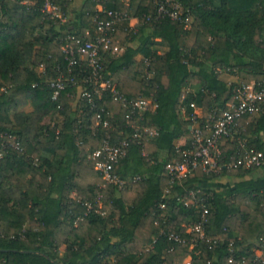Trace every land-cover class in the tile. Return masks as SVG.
I'll return each instance as SVG.
<instances>
[{
    "label": "trees",
    "instance_id": "16d2710c",
    "mask_svg": "<svg viewBox=\"0 0 264 264\" xmlns=\"http://www.w3.org/2000/svg\"><path fill=\"white\" fill-rule=\"evenodd\" d=\"M43 1L0 0V264H184L187 258L189 264H228L230 257L264 264L254 253L264 237V168L232 166L236 139L220 142L218 173L198 168L169 186L165 170L178 159L177 143L191 136V105L206 119L226 109L237 84L264 82V0H174L187 27L168 17L147 21L155 0H85L75 26L45 16ZM71 1L51 0L63 16ZM98 6L123 17L112 41L135 43L120 55L103 54L104 77L114 80L121 98L156 105L129 123L110 93L94 100L96 109L78 98L80 88L90 89L84 62L66 74L76 83L57 99L48 86L67 72L63 39L94 37V17L105 19ZM223 75L238 82L227 84ZM238 126L239 138L264 157V106ZM104 140H128L125 156L113 165L126 182L122 188L104 186L98 160L90 158ZM253 170L260 176L247 180ZM219 178L237 181L220 189L201 186ZM201 200L209 242L189 232Z\"/></svg>",
    "mask_w": 264,
    "mask_h": 264
},
{
    "label": "built area",
    "instance_id": "2783aa9c",
    "mask_svg": "<svg viewBox=\"0 0 264 264\" xmlns=\"http://www.w3.org/2000/svg\"><path fill=\"white\" fill-rule=\"evenodd\" d=\"M156 12L153 16H148L147 21L158 20L163 17L170 18L171 21H180L185 27L188 26V19L180 4L174 0H155ZM98 12L105 15V19H100L95 16L93 23L95 25V35L89 40L75 39L73 36H67L63 39L61 51L66 62V73L59 72L58 76L48 83L52 91V99H57L61 92L65 90L67 84H75L73 77H66L71 75L75 66L79 62L86 63L88 69V76L86 81L90 84V89H81L78 93V98L86 99L87 104L91 109H96L95 99L100 98L103 93H110L115 100L119 101L123 108L127 110L125 116L126 123H129L135 118L137 114H141L148 110H153L156 105L150 99L137 98L134 100H125L118 95L116 85L113 79L105 78L102 67V57L104 53L111 55H119L123 48L119 46L118 42H113L114 26L120 23L123 17L112 11H105L98 6ZM41 12L50 19H58L62 21V14L60 8L54 5L51 0H44ZM89 33L87 32L86 35ZM264 106V82L240 83L232 89V99L228 103L226 109L213 111L210 115L202 118L201 114H194L190 117L193 125L191 127V136L186 144L178 145L175 149V154L178 159L169 161L165 170L170 176L169 186L175 181L186 178L194 170L200 168L205 174L218 173L220 167L218 165V158L220 156L219 144L223 139H230L237 141V157L233 167L244 168H264V157L261 152L248 147L244 140L239 138L241 129L238 126V120L247 115L258 113ZM191 108L195 109L194 105ZM97 124L100 123V116H96ZM103 127H106L104 122ZM144 135L155 136L154 130L143 129ZM13 139L12 147L16 150L22 151L21 143L13 136L5 135ZM134 138L141 137L139 130H134ZM128 145V140H123L121 143L112 145L108 140H104L98 150L91 154V159L98 160L95 165L102 177L105 185H115L122 188L126 182L120 180L113 173V165L125 156V149ZM3 154L0 151V159ZM230 166V165H229ZM139 177H135L132 181H138ZM191 195H193L191 193ZM100 197H97L99 200ZM202 205L199 220L196 225L189 230L198 234L199 239L209 238L205 237V224L208 223V208L201 200ZM164 206L160 205L162 209ZM88 208L90 206L88 205ZM169 238L175 242H181L178 235H170ZM258 248L254 250L257 258L264 263V237L259 239ZM233 253V250H230ZM189 264V263H187ZM228 264L234 263L232 257L228 259Z\"/></svg>",
    "mask_w": 264,
    "mask_h": 264
},
{
    "label": "crops",
    "instance_id": "0c3cea01",
    "mask_svg": "<svg viewBox=\"0 0 264 264\" xmlns=\"http://www.w3.org/2000/svg\"><path fill=\"white\" fill-rule=\"evenodd\" d=\"M85 0H72L71 1V4L68 8V14L63 16L62 15V23H70L72 26H75L76 25V18H77V13L80 12V10L82 9L83 7V4H84ZM136 25V20L135 19H130L129 20V26L130 27H133ZM123 50L120 54L123 53L125 47L127 46H135V43H130V44H126L125 46L124 45H121ZM119 54V55H120ZM137 59H140V57H138ZM36 73H40L42 72V68H37L36 70ZM223 79L224 81L227 82V84H232V83H236L238 82V79L236 77H232V76H228V75H223ZM27 110H30V106L27 108ZM184 111V110H183ZM194 112L197 113L198 115L201 114V110L199 108H195L194 109ZM183 113V112H182ZM44 123L45 124H49L50 123V119L46 118L44 120ZM186 140L187 139H181L177 145H183L186 143ZM261 174V171L260 170H253L252 173L246 177L247 180L253 178V177H256V176H260ZM237 180L235 178H219L218 180H214V181H210V182H207V181H202L200 182L201 183V186H203L204 188H216V189H220V188H223V187H230L233 185V183H235ZM63 251H64V248H61L59 250V255H62L63 254ZM186 264L189 263V258L186 259Z\"/></svg>",
    "mask_w": 264,
    "mask_h": 264
},
{
    "label": "rangeland",
    "instance_id": "374dc122",
    "mask_svg": "<svg viewBox=\"0 0 264 264\" xmlns=\"http://www.w3.org/2000/svg\"><path fill=\"white\" fill-rule=\"evenodd\" d=\"M185 262H186V260H185ZM185 262H184V264H186Z\"/></svg>",
    "mask_w": 264,
    "mask_h": 264
}]
</instances>
